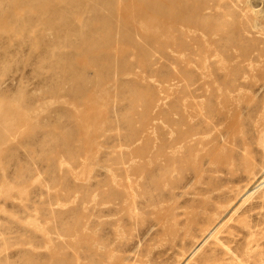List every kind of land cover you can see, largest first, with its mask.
I'll return each instance as SVG.
<instances>
[{
    "label": "rangeland",
    "instance_id": "374dc122",
    "mask_svg": "<svg viewBox=\"0 0 264 264\" xmlns=\"http://www.w3.org/2000/svg\"><path fill=\"white\" fill-rule=\"evenodd\" d=\"M263 36L264 0H0V264H264Z\"/></svg>",
    "mask_w": 264,
    "mask_h": 264
},
{
    "label": "bare ground",
    "instance_id": "6f19581e",
    "mask_svg": "<svg viewBox=\"0 0 264 264\" xmlns=\"http://www.w3.org/2000/svg\"><path fill=\"white\" fill-rule=\"evenodd\" d=\"M236 1V0H235ZM238 1V0H237ZM249 3V2H248ZM255 10V9H254ZM148 26V25H147ZM154 26V25H153ZM253 29V28H252ZM253 30H255V29H253ZM264 37V36H263ZM246 62H253V60H252V58H250V59H247L246 60ZM245 77V76H244ZM1 132V131H0ZM0 138H1V133H0ZM1 140V139H0ZM4 140H5V138H4ZM7 140V139H6ZM212 232V231H211ZM214 232V231H213ZM217 233V232H216ZM211 234V233H210ZM210 236V235H209ZM229 254H231V253H229ZM243 264V263H242Z\"/></svg>",
    "mask_w": 264,
    "mask_h": 264
}]
</instances>
